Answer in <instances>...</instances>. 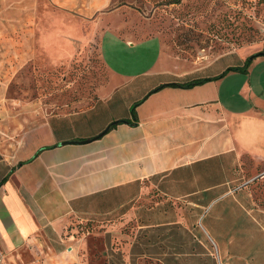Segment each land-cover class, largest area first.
<instances>
[{
  "label": "crops",
  "instance_id": "0c3cea01",
  "mask_svg": "<svg viewBox=\"0 0 264 264\" xmlns=\"http://www.w3.org/2000/svg\"><path fill=\"white\" fill-rule=\"evenodd\" d=\"M151 22L117 0H0L8 264H264V153L235 130L230 66H218L232 55L195 58L182 72H121L125 52L132 63L149 57L160 36ZM108 33L124 43L111 56ZM92 48L109 72L93 102L1 103L26 67L68 66ZM200 79L209 80L180 86ZM245 155L261 167L253 177Z\"/></svg>",
  "mask_w": 264,
  "mask_h": 264
},
{
  "label": "rangeland",
  "instance_id": "374dc122",
  "mask_svg": "<svg viewBox=\"0 0 264 264\" xmlns=\"http://www.w3.org/2000/svg\"><path fill=\"white\" fill-rule=\"evenodd\" d=\"M117 1L150 16L149 29L161 36L149 40L147 59L132 63L131 53L125 52L117 68L126 73H131L133 67L182 72L194 68L192 60L195 58L214 59L230 53L232 56L218 62V66L244 68V71L227 72L225 78L235 96L229 100L233 105L236 133L244 134L245 144L253 153H264V57L250 60L264 52V0ZM114 36L106 34L109 54L116 45L124 44ZM160 44L164 46L162 50ZM83 53L68 66L26 67L18 75L20 81L12 87L10 101L1 103L14 107L18 101L31 102L41 95L49 105L71 104L83 99L93 102V91L107 83L109 72L95 48L87 56ZM243 58L250 61L247 66ZM58 91L61 93L57 94ZM223 95L222 100H225ZM247 166L252 177L261 168L256 158L245 155L242 168ZM248 187L258 203L259 178Z\"/></svg>",
  "mask_w": 264,
  "mask_h": 264
},
{
  "label": "trees",
  "instance_id": "16d2710c",
  "mask_svg": "<svg viewBox=\"0 0 264 264\" xmlns=\"http://www.w3.org/2000/svg\"><path fill=\"white\" fill-rule=\"evenodd\" d=\"M250 61H248V59H246L244 61V66H247V64L249 63ZM229 71H244V68L243 67H237V68H228L226 70V72H229ZM221 76V75H220ZM217 77V78H220ZM209 79H200V80H194V81H191V82H188V83H184V84H181L180 86H182L183 88H189L191 86H194V85H199V84H203L204 82L208 81Z\"/></svg>",
  "mask_w": 264,
  "mask_h": 264
},
{
  "label": "built area",
  "instance_id": "2783aa9c",
  "mask_svg": "<svg viewBox=\"0 0 264 264\" xmlns=\"http://www.w3.org/2000/svg\"><path fill=\"white\" fill-rule=\"evenodd\" d=\"M0 264H8L5 260V257L0 253Z\"/></svg>",
  "mask_w": 264,
  "mask_h": 264
},
{
  "label": "water",
  "instance_id": "95a60500",
  "mask_svg": "<svg viewBox=\"0 0 264 264\" xmlns=\"http://www.w3.org/2000/svg\"><path fill=\"white\" fill-rule=\"evenodd\" d=\"M264 57V52H261V53H258V54H256V55H254V57H252V58H250V60L251 59H253V58H257V57Z\"/></svg>",
  "mask_w": 264,
  "mask_h": 264
}]
</instances>
